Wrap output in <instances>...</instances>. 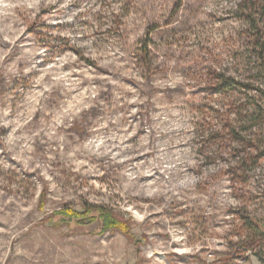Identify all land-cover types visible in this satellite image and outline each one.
I'll list each match as a JSON object with an SVG mask.
<instances>
[{
	"label": "rangeland",
	"instance_id": "rangeland-1",
	"mask_svg": "<svg viewBox=\"0 0 264 264\" xmlns=\"http://www.w3.org/2000/svg\"><path fill=\"white\" fill-rule=\"evenodd\" d=\"M245 3L0 0V264H264Z\"/></svg>",
	"mask_w": 264,
	"mask_h": 264
},
{
	"label": "trees",
	"instance_id": "trees-1",
	"mask_svg": "<svg viewBox=\"0 0 264 264\" xmlns=\"http://www.w3.org/2000/svg\"><path fill=\"white\" fill-rule=\"evenodd\" d=\"M180 6V4L178 5ZM177 6V7H178ZM242 9L245 11L243 17L250 23L251 32L249 35V40L252 46V54L256 56L257 60L260 62L261 67L264 69V5L252 3L250 5H243ZM151 30H149L148 34ZM149 42L143 44L142 53L145 59L149 61L150 52L148 51ZM264 156V153L259 152L257 156L251 155L250 153L244 158L249 163L258 164ZM100 217L103 221V231H108L111 229H117L125 234L130 233L129 226L127 223L117 219L111 211L106 210L101 207L99 210ZM65 216L75 217L76 213H71L65 211ZM249 229L255 233L254 238L244 241L242 245L251 253L259 256L261 261L264 263V224L250 223Z\"/></svg>",
	"mask_w": 264,
	"mask_h": 264
}]
</instances>
